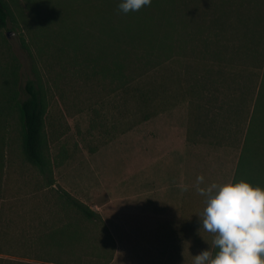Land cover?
Masks as SVG:
<instances>
[{"label": "rangeland", "instance_id": "374dc122", "mask_svg": "<svg viewBox=\"0 0 264 264\" xmlns=\"http://www.w3.org/2000/svg\"><path fill=\"white\" fill-rule=\"evenodd\" d=\"M5 1L11 16L0 27V105L12 153L0 197V245L10 252L0 253V263L102 264L108 251L107 264H193L200 250L214 252V234L200 227L205 200L196 177H204L201 186L233 182L246 124L236 114L209 112L213 127L197 129L188 89L207 68L198 53L161 51L108 74L99 33L119 0ZM29 79L47 100L50 161H62L49 176L21 146L17 101ZM146 89L152 98L143 101ZM258 174L264 188V165L250 183L257 185ZM67 194L97 211L108 233L80 224ZM70 221L84 233L78 244L61 234ZM29 243L48 246L51 258L19 247Z\"/></svg>", "mask_w": 264, "mask_h": 264}, {"label": "trees", "instance_id": "16d2710c", "mask_svg": "<svg viewBox=\"0 0 264 264\" xmlns=\"http://www.w3.org/2000/svg\"><path fill=\"white\" fill-rule=\"evenodd\" d=\"M10 16L7 2L0 0V27L7 25ZM101 33L106 40L100 49V58L106 64L107 61L112 63L111 69L104 68L108 74L119 75L124 66L132 62L144 63L161 51L175 48L192 56L198 53L207 68L198 72L188 89L192 101L197 100V129L200 126L213 127L211 120L208 122L209 112L215 117L224 111L236 114L240 121L245 120L242 152L233 182L254 180V172L264 165V0H177L174 4L142 6L128 13L117 7L115 15L108 12L103 18ZM92 38L90 43L94 40ZM186 45H190L189 50ZM150 91H140L139 97L143 96V101L151 99L152 96L146 95ZM17 107L23 153L29 163L49 176L54 161H50L45 138L47 100L37 81L27 80ZM3 110L0 105V126L5 125L8 130ZM204 122L207 124L203 126ZM61 162L56 160L54 165ZM259 181L258 174L257 185ZM1 191L2 177L0 197ZM65 199L80 224H99L108 233L97 211L69 194ZM75 224L78 225L76 221H70L61 234H66L78 244L84 233ZM76 244H72L73 247ZM6 247L0 245L1 254L10 252ZM19 247L35 253L38 258H51L48 246L44 249L29 243ZM106 254L102 264L113 258L112 252L106 251Z\"/></svg>", "mask_w": 264, "mask_h": 264}, {"label": "clouds", "instance_id": "9594fccd", "mask_svg": "<svg viewBox=\"0 0 264 264\" xmlns=\"http://www.w3.org/2000/svg\"><path fill=\"white\" fill-rule=\"evenodd\" d=\"M152 0H119L123 13L137 11ZM197 175L196 191L205 200L199 222L213 233L212 244L192 255L193 264H264V188L246 180L210 183Z\"/></svg>", "mask_w": 264, "mask_h": 264}, {"label": "crops", "instance_id": "0c3cea01", "mask_svg": "<svg viewBox=\"0 0 264 264\" xmlns=\"http://www.w3.org/2000/svg\"><path fill=\"white\" fill-rule=\"evenodd\" d=\"M12 152L8 151V139H7V130L5 125L0 126V177H2V188L3 181H5L7 176V167L9 165L8 159L9 154Z\"/></svg>", "mask_w": 264, "mask_h": 264}]
</instances>
